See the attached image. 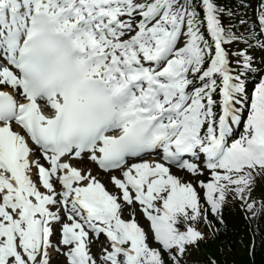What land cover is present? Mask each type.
<instances>
[{"label": "snow or ice", "instance_id": "snow-or-ice-1", "mask_svg": "<svg viewBox=\"0 0 264 264\" xmlns=\"http://www.w3.org/2000/svg\"><path fill=\"white\" fill-rule=\"evenodd\" d=\"M258 176L264 0H0V264H187Z\"/></svg>", "mask_w": 264, "mask_h": 264}, {"label": "trees", "instance_id": "trees-1", "mask_svg": "<svg viewBox=\"0 0 264 264\" xmlns=\"http://www.w3.org/2000/svg\"><path fill=\"white\" fill-rule=\"evenodd\" d=\"M220 2L227 4L230 7H234L237 3L236 0H220ZM228 220H232L233 222H227V225H219V222L216 223L220 228V231L218 229V233L214 235L215 239L211 244L204 243L202 248H205L206 250L212 248L216 253L215 257L218 260L219 246H221L228 247L232 254V261L234 264H264V213L260 216L259 220L247 222L241 213L237 211L233 216H230ZM250 228H252V232L256 239L253 256H249L248 252H246L244 256H240L236 249L238 247V240L240 236L248 238L247 235H249L251 238ZM243 229L245 231H243ZM199 264H211L209 257L203 258V262Z\"/></svg>", "mask_w": 264, "mask_h": 264}, {"label": "rangeland", "instance_id": "rangeland-1", "mask_svg": "<svg viewBox=\"0 0 264 264\" xmlns=\"http://www.w3.org/2000/svg\"><path fill=\"white\" fill-rule=\"evenodd\" d=\"M262 195H264V176H258L256 178V188L253 192V198L260 199L262 198ZM198 228L204 234V239H208L210 236V233L204 229L203 225H200L199 223ZM239 239L240 240H239L238 251H239V254L242 255L246 250L245 248L247 244V239L243 237H240ZM208 252L210 251L208 250ZM219 255L221 258L222 257L227 258L229 257V251L225 248L219 247Z\"/></svg>", "mask_w": 264, "mask_h": 264}, {"label": "bare ground", "instance_id": "bare-ground-1", "mask_svg": "<svg viewBox=\"0 0 264 264\" xmlns=\"http://www.w3.org/2000/svg\"><path fill=\"white\" fill-rule=\"evenodd\" d=\"M90 164H88V166H89ZM91 166V165H90Z\"/></svg>", "mask_w": 264, "mask_h": 264}]
</instances>
